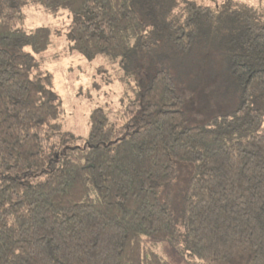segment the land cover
Here are the masks:
<instances>
[{
    "label": "trees",
    "instance_id": "1",
    "mask_svg": "<svg viewBox=\"0 0 264 264\" xmlns=\"http://www.w3.org/2000/svg\"><path fill=\"white\" fill-rule=\"evenodd\" d=\"M29 4L70 14L76 53L138 74L122 124L95 107L83 145L63 128ZM204 63L227 107L191 124L183 91ZM180 162L181 231L163 195ZM162 241L198 264H264V0H0V264H168Z\"/></svg>",
    "mask_w": 264,
    "mask_h": 264
},
{
    "label": "rangeland",
    "instance_id": "2",
    "mask_svg": "<svg viewBox=\"0 0 264 264\" xmlns=\"http://www.w3.org/2000/svg\"><path fill=\"white\" fill-rule=\"evenodd\" d=\"M23 12L24 28L48 26L51 30L52 43L42 53L41 65L52 72L53 89L59 95L63 109L61 115L63 128L77 137L76 143L84 144L90 130V113L95 107L104 108L111 121L116 120L118 124H122V120L119 119L123 107L122 94L132 78L139 79L138 74L118 63L108 64L103 55L86 58L73 51L66 37V26L71 18L68 12L50 15L43 12L41 6L33 4L26 6ZM204 65L200 72L202 77L196 80L197 84L182 90L191 124L204 122L212 114L227 107L214 101L213 96L208 94L210 87L219 84L218 81L223 76L222 69L216 67L218 75L213 70L209 71L206 63ZM108 76H112L113 80H108ZM227 101L231 105L234 104L232 100ZM191 173V164L178 163L175 178L163 192L164 195L168 191L170 195V208L178 227L181 222L182 198ZM156 250L168 264H198L195 257L185 252L179 254L166 241L159 242Z\"/></svg>",
    "mask_w": 264,
    "mask_h": 264
}]
</instances>
